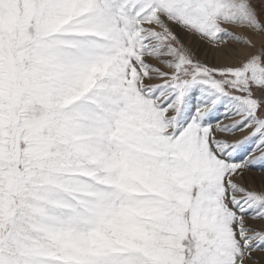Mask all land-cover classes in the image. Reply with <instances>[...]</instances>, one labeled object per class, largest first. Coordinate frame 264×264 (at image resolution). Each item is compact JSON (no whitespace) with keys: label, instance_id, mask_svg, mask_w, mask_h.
I'll return each mask as SVG.
<instances>
[{"label":"snow or ice","instance_id":"snow-or-ice-1","mask_svg":"<svg viewBox=\"0 0 264 264\" xmlns=\"http://www.w3.org/2000/svg\"><path fill=\"white\" fill-rule=\"evenodd\" d=\"M0 264H264V0H0Z\"/></svg>","mask_w":264,"mask_h":264},{"label":"rangeland","instance_id":"rangeland-1","mask_svg":"<svg viewBox=\"0 0 264 264\" xmlns=\"http://www.w3.org/2000/svg\"><path fill=\"white\" fill-rule=\"evenodd\" d=\"M185 42L187 43V41H185ZM209 55H216V56H218L219 54L218 53H212L211 50H210L209 51ZM201 58H203V55L201 56ZM257 178H259V177H257ZM257 180H259V179H257Z\"/></svg>","mask_w":264,"mask_h":264},{"label":"bare ground","instance_id":"bare-ground-1","mask_svg":"<svg viewBox=\"0 0 264 264\" xmlns=\"http://www.w3.org/2000/svg\"><path fill=\"white\" fill-rule=\"evenodd\" d=\"M257 179H259V178H257Z\"/></svg>","mask_w":264,"mask_h":264}]
</instances>
